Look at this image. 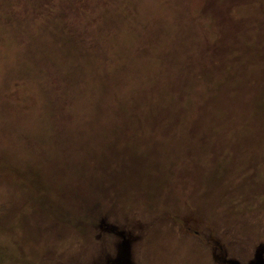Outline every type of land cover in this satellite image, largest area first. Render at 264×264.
Here are the masks:
<instances>
[{
    "label": "rangeland",
    "instance_id": "obj_1",
    "mask_svg": "<svg viewBox=\"0 0 264 264\" xmlns=\"http://www.w3.org/2000/svg\"><path fill=\"white\" fill-rule=\"evenodd\" d=\"M229 263L264 264V0H0V264Z\"/></svg>",
    "mask_w": 264,
    "mask_h": 264
},
{
    "label": "trees",
    "instance_id": "obj_2",
    "mask_svg": "<svg viewBox=\"0 0 264 264\" xmlns=\"http://www.w3.org/2000/svg\"><path fill=\"white\" fill-rule=\"evenodd\" d=\"M239 248H243V246H240ZM252 255V254H251ZM257 255H258V253H257V250H256V248H255V256H256V259H258L257 258ZM249 256V255H248ZM254 256V255H253ZM229 264H231V263H229Z\"/></svg>",
    "mask_w": 264,
    "mask_h": 264
}]
</instances>
